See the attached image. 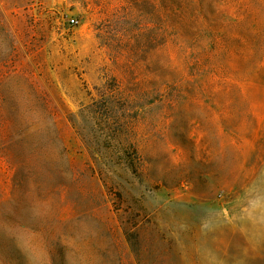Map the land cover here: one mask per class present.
<instances>
[{"label":"rangeland","instance_id":"obj_1","mask_svg":"<svg viewBox=\"0 0 264 264\" xmlns=\"http://www.w3.org/2000/svg\"><path fill=\"white\" fill-rule=\"evenodd\" d=\"M155 2L0 0V264H264V0Z\"/></svg>","mask_w":264,"mask_h":264},{"label":"trees","instance_id":"obj_2","mask_svg":"<svg viewBox=\"0 0 264 264\" xmlns=\"http://www.w3.org/2000/svg\"><path fill=\"white\" fill-rule=\"evenodd\" d=\"M158 1V0H157ZM195 0H179V2H183L185 4L192 3ZM163 2V1H162ZM146 3L151 7V10H153L150 14L152 16V20L154 21L153 25L151 26V29L158 25V17H159V3L157 4L155 0H146ZM152 40H155L154 34L152 36ZM170 59V58H169Z\"/></svg>","mask_w":264,"mask_h":264},{"label":"built area","instance_id":"obj_3","mask_svg":"<svg viewBox=\"0 0 264 264\" xmlns=\"http://www.w3.org/2000/svg\"><path fill=\"white\" fill-rule=\"evenodd\" d=\"M70 22H71V23H74V22H75V20H74V19H70Z\"/></svg>","mask_w":264,"mask_h":264}]
</instances>
